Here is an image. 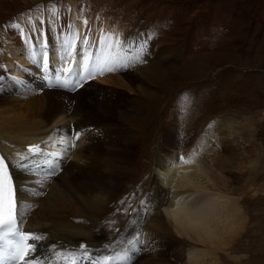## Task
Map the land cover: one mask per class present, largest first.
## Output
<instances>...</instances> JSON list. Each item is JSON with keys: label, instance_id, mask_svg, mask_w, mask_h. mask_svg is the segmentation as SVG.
<instances>
[{"label": "bare ground", "instance_id": "1", "mask_svg": "<svg viewBox=\"0 0 264 264\" xmlns=\"http://www.w3.org/2000/svg\"><path fill=\"white\" fill-rule=\"evenodd\" d=\"M3 3L0 1V23L4 15ZM69 20L73 26L70 30L73 32L78 30L79 38L76 40L73 56L68 57L67 62L62 59V53L52 59L56 66V74H59L61 79L66 74L61 69L73 65L74 62L75 71L83 70L84 55L89 52L95 54L98 51L99 38L104 32L119 35L121 39L135 40L133 36L122 37V33L115 26L100 20L86 19L88 25L85 26L83 23L85 19L79 18L75 13H70ZM14 23L18 22L16 20L9 22L8 29L2 33L4 37L10 36L8 40H3L0 36L2 39L0 66L12 69L14 75L27 72L26 81L22 85L25 86L23 90H34L41 86L37 83L38 80H33V73L39 72L34 63L41 58L40 48L36 44L39 41L50 42L52 35L48 31H43L34 37L27 33L22 25L23 32L13 27ZM61 24L64 25V22ZM85 36L90 42V48L85 47L81 42ZM30 37H33L34 47ZM18 42H24L21 48L26 49V53L23 54L25 59L22 60H19L20 48H16ZM143 58H149L147 46ZM17 61H22L21 63L24 64L21 71L19 64H16ZM54 76L57 77L55 73ZM94 79L105 80V76L97 75ZM164 80L160 78L152 81L153 86L158 89L156 100H152L150 104L148 99L141 106L135 103L137 106L133 105L131 108L101 103L99 108L106 112L108 117L114 115L116 109L117 120L128 123V128L131 126L133 129L129 128L132 139H126L125 143L123 141L122 145H119L122 161L116 158L117 149L115 150L112 144L116 138L111 128L98 129L91 122L76 120L77 109L73 115L70 114L74 125L70 126L69 114L65 110L69 101L63 93L57 95L50 89L46 90L45 97L37 103L24 101L28 93H23L18 99L21 101L18 109L11 103L0 100V106L10 105L6 110L0 109V151L7 162H10L9 166L20 189L17 192V201L20 205L19 211L22 213L21 227L27 232L43 237L41 241L34 242L37 245V251L33 253L34 257L48 258L51 264H65V260L56 258L55 253L59 252L64 256L75 255V264H90L89 260L79 257L82 251L79 248L80 244L87 245L92 260L114 256L117 252H121L119 255L129 256L137 245L128 243L136 238L134 231L140 235V241L154 244L152 249L159 251L161 246H156L164 244L161 242L163 236H160L161 234L157 236V240L153 243L152 237L148 236L147 232L139 230L140 225L145 221L144 217L134 222L130 232H128L129 227L123 229V232L128 234L121 236L123 244L120 246L116 231L113 229L115 223L110 225L108 222L103 226L101 220H103L102 216L109 213L110 209L107 207L112 204L115 195L121 189L120 184L126 174L125 170L129 169L128 163L131 164V157L136 153L135 138L141 143L148 137L147 127L160 109L163 92L160 86ZM118 84L126 88L128 86L122 79H119ZM53 85L58 86L56 79ZM69 90L67 89V92ZM252 91L253 89L250 90ZM83 95L85 97V94ZM140 95L138 94L137 97L143 96ZM84 99L80 97V100ZM34 109L35 112L30 113ZM16 110L29 112L28 115H35L36 120L25 122V118L20 117L24 113L18 116L13 114ZM113 124L109 125L113 126ZM178 126L177 123L170 128L165 145L157 146L154 155L156 162L153 166V195H148V201L150 197L151 201L147 203V208L157 211L158 220H162L158 221L159 229L166 226V235L174 234L177 237L175 243L188 247L185 264H225V257L236 258L239 261L244 255L237 254L240 252L237 244L245 240L246 236L249 238L252 228L249 225L252 221L250 202L254 201V204H258L264 200V185L258 183V176H261L263 171L260 166V155L243 156V152L249 149L245 135L253 134L254 131L252 127L247 126L244 130L243 123L235 125L231 117H218L206 127L193 145H186L185 138H182V141L180 139ZM105 131L111 133H109L111 143L108 149L104 142L103 145L93 143L97 139L101 141ZM77 132L80 133L79 138L76 137ZM256 134L255 131L253 136L255 141H257ZM31 143L39 145L43 155H36L21 162L17 154L27 155V145ZM54 152L60 154L61 159L57 158L58 156L48 155ZM194 152L198 154L194 157V163H180L181 156L189 157ZM67 158L75 162L71 163L70 160L67 163ZM64 163H67L64 166L67 169L60 171L59 168ZM53 168L55 175H50ZM47 174L49 175L43 176ZM232 175L246 179L245 183L236 184L230 178ZM31 177H34V183L30 182ZM37 185H41V188L38 189ZM175 243H172V247L176 245ZM173 254H175L174 248ZM65 262L71 264L70 260ZM166 262L167 259L164 258L162 261L154 260L151 264H175L172 261Z\"/></svg>", "mask_w": 264, "mask_h": 264}, {"label": "rangeland", "instance_id": "2", "mask_svg": "<svg viewBox=\"0 0 264 264\" xmlns=\"http://www.w3.org/2000/svg\"><path fill=\"white\" fill-rule=\"evenodd\" d=\"M0 1L2 3L5 1L4 15L0 23L2 39L10 38L4 37L2 33L8 29L9 22L14 20L34 37L48 31L52 35V40L48 42L49 48L47 43L42 41L36 45L40 48V56L42 52H50L51 62L59 53H62L61 57L64 56L63 38L73 32L69 27L70 13L77 14L81 19L100 20L115 26L122 33V37L127 35L133 36L135 40L148 41L149 58H143L142 63L105 73V80L91 79L83 82L81 87L70 89L68 92L60 85H47L38 67H35L39 72L33 73V80H38L37 83L41 86L34 90H23L25 86L22 85L26 81L27 72L14 75L12 69L5 66L0 69V76H3L0 80V100H5L18 109V104L21 103L18 99L23 93H28L24 101L35 103L45 97L46 90L50 89L57 95L63 93L69 101L65 110L69 114L70 126H74L70 114L73 115L77 109L76 120L91 122L98 129L111 128L115 138L118 137L112 144L115 150L117 149L116 158L120 161L122 154L119 145H122L123 141L125 143L126 139H132L129 132V128L132 127L129 125L128 128V123L117 120L116 109L114 115L108 117V114L99 108L101 103L131 108L137 104L141 106L148 99L150 104L152 100L154 101L158 89L153 86L152 81L165 79L160 86L163 89L160 109L147 127L148 137L141 143L135 138L136 153L131 157V164L126 159L129 169L125 170L124 182H121V189L115 195L112 204L107 207L110 209L109 213L102 216L101 220L103 226L108 222L110 225L115 223L113 229L116 231L119 246L123 244L121 236L127 235L134 222L141 217H144L145 221L139 230L147 232L153 243L160 234L164 237L161 238L164 244L156 246H161L158 252L152 249L154 244H146V241L135 245L133 252L127 256L130 258V264H151L154 260L162 261L164 258L167 262L185 264L188 247L175 243L177 237L174 234L166 235L165 225L159 229L158 221L162 220H158L157 211L147 208V203L151 201V197L148 201V195H153V166L156 162L154 155L157 146L166 144L170 128L177 123L180 139L182 141V138H185L186 145H193L206 127L218 117H231L235 125L243 123L244 130L246 126L252 127L253 134L245 132V141L249 149L243 152V156L260 155V166L263 171L261 176H258V183L264 185V0ZM52 6L57 10V15L52 17L54 23L50 22L48 11ZM28 16L34 21L37 18L43 19L42 24L35 23V28L40 31H30L32 25L27 23ZM61 22H64V25ZM23 43L16 44V48H20L19 60L25 59L23 54L26 53V49L21 48ZM84 46L90 48L89 44ZM21 62L16 63L20 66L19 71L24 67ZM51 64L53 74L58 75L56 66L53 62ZM119 79L127 83V88L118 84ZM138 94L143 96L137 97ZM80 97L85 99L80 100ZM185 97L188 99L185 100ZM8 108L10 105L0 106L3 110ZM34 112L35 109L30 113ZM22 113L24 114L20 117L25 118V122L36 120L35 115H28L29 112L16 110L13 114L18 116ZM76 120L74 119V122ZM111 123H114L113 126L109 125ZM255 131L257 141L253 138ZM96 133L98 134V131ZM109 133L105 131L103 140L100 138L101 141L97 139L93 143L103 145L104 142L108 149L111 143ZM73 145L74 143L71 148ZM70 160L71 158H67L66 162ZM67 163L59 170H66L64 166ZM31 178L30 182L34 183V177ZM230 178L238 185H243L246 181L234 175ZM37 186L38 189L41 188V185ZM250 205L251 233L249 238L246 236L245 240L237 244V248H240L237 254L244 256L239 261L236 258L225 257V264H264V200L258 204L251 201ZM126 227H129L128 232H123ZM136 233L137 231H134L135 236ZM172 243L176 245L172 247ZM64 263L69 264L65 261Z\"/></svg>", "mask_w": 264, "mask_h": 264}, {"label": "snow or ice", "instance_id": "3", "mask_svg": "<svg viewBox=\"0 0 264 264\" xmlns=\"http://www.w3.org/2000/svg\"><path fill=\"white\" fill-rule=\"evenodd\" d=\"M50 13V22L52 17L57 15V10L54 6L48 9ZM27 23L32 25L30 31H40L35 28V23H43L42 18H37L35 21L31 16L27 17ZM84 25H88V21H83ZM13 27L20 29L21 32L24 29L20 23H14ZM73 27V26H69ZM79 38V32L74 31L69 33L63 38L64 56L62 59L67 62V58L73 56V51L76 46V40ZM151 38L150 36L148 37ZM83 44H89L88 38L83 37ZM147 39L144 40H128L121 39L119 35H114L111 32H104L99 38V48L95 54L91 52L86 53L83 58L82 71L76 73L75 79H61L59 74L56 77V83L64 88L75 90L83 85V82L94 79L97 75H103L105 73H111L117 70L127 69L134 64L143 62V55L147 46ZM91 46V45H90ZM42 64L43 68L47 71L49 67V58L47 52H42ZM35 57L33 56V59ZM75 64V62H74ZM73 65H69L61 69L63 73L72 74ZM3 67V66H0ZM3 76H0V80ZM185 100L188 98L185 97ZM80 133H76V137L79 138ZM36 155H43V152L39 145H30L28 147L27 155L17 154L21 162L27 161L30 157ZM50 156H58V153H49ZM198 155L193 153L192 156L180 157L181 164L194 163V157ZM9 163L6 162V158L0 155V264H51L48 258H36L33 253L37 251V245L35 241H39L43 237L36 235L32 232H25L21 228L22 213L19 211L20 205L17 201V192L20 190L19 186L13 180V174L10 171ZM55 175V168L49 173ZM39 194V193H37ZM179 203V201H177ZM130 245L141 243L139 235L134 240L128 241ZM107 247V246H106ZM79 248L82 250L79 253L81 259H87L90 264H130V258L122 255L106 256L97 260H92L88 251V247L85 244H80ZM57 260L71 261V264H75L76 256L69 254L64 256L62 253H55Z\"/></svg>", "mask_w": 264, "mask_h": 264}]
</instances>
